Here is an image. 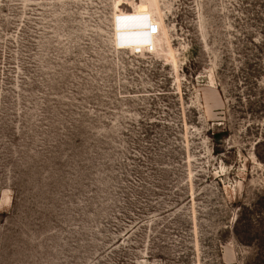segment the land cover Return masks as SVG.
Returning a JSON list of instances; mask_svg holds the SVG:
<instances>
[{
	"label": "rangeland",
	"instance_id": "1",
	"mask_svg": "<svg viewBox=\"0 0 264 264\" xmlns=\"http://www.w3.org/2000/svg\"><path fill=\"white\" fill-rule=\"evenodd\" d=\"M0 264H264V0H0Z\"/></svg>",
	"mask_w": 264,
	"mask_h": 264
},
{
	"label": "trees",
	"instance_id": "2",
	"mask_svg": "<svg viewBox=\"0 0 264 264\" xmlns=\"http://www.w3.org/2000/svg\"><path fill=\"white\" fill-rule=\"evenodd\" d=\"M239 221H240V218L237 219L236 224H235V227H234V230H235V233L237 234V236H239V233H238V225H239ZM239 238H240V237H239Z\"/></svg>",
	"mask_w": 264,
	"mask_h": 264
}]
</instances>
